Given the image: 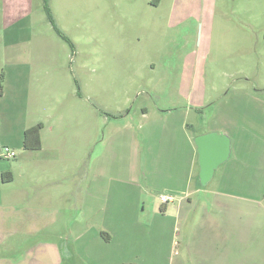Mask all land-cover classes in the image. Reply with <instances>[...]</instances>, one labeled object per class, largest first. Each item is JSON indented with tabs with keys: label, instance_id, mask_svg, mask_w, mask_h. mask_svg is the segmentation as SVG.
Masks as SVG:
<instances>
[{
	"label": "crops",
	"instance_id": "crops-1",
	"mask_svg": "<svg viewBox=\"0 0 264 264\" xmlns=\"http://www.w3.org/2000/svg\"><path fill=\"white\" fill-rule=\"evenodd\" d=\"M244 91L250 103L212 113L202 130L192 114L210 104L198 97L192 109L189 96L138 116L118 111L102 136L40 132L35 151L23 133L37 124L19 123L15 138L0 139V264H162L175 233L191 264H264V88ZM211 133L228 138L229 156L201 184L194 140ZM3 148L20 153L7 159Z\"/></svg>",
	"mask_w": 264,
	"mask_h": 264
},
{
	"label": "rangeland",
	"instance_id": "rangeland-1",
	"mask_svg": "<svg viewBox=\"0 0 264 264\" xmlns=\"http://www.w3.org/2000/svg\"><path fill=\"white\" fill-rule=\"evenodd\" d=\"M5 75L2 141L25 120L44 137L72 126L102 136L118 111L185 106L187 96L192 109L198 97L210 104L192 114L202 130L212 113L250 103L244 90L264 88V0H0ZM164 242L162 264H191L180 236Z\"/></svg>",
	"mask_w": 264,
	"mask_h": 264
},
{
	"label": "water",
	"instance_id": "water-1",
	"mask_svg": "<svg viewBox=\"0 0 264 264\" xmlns=\"http://www.w3.org/2000/svg\"><path fill=\"white\" fill-rule=\"evenodd\" d=\"M194 143L199 156L200 182L205 184L213 176L214 170L228 158L229 141L220 133H211L196 137Z\"/></svg>",
	"mask_w": 264,
	"mask_h": 264
},
{
	"label": "trees",
	"instance_id": "trees-1",
	"mask_svg": "<svg viewBox=\"0 0 264 264\" xmlns=\"http://www.w3.org/2000/svg\"><path fill=\"white\" fill-rule=\"evenodd\" d=\"M2 93V79H0V95ZM42 129L41 124L29 127L23 133V149L29 151L39 150L41 147L40 131ZM4 182L11 180V173L5 172L2 174Z\"/></svg>",
	"mask_w": 264,
	"mask_h": 264
},
{
	"label": "built area",
	"instance_id": "built-area-1",
	"mask_svg": "<svg viewBox=\"0 0 264 264\" xmlns=\"http://www.w3.org/2000/svg\"><path fill=\"white\" fill-rule=\"evenodd\" d=\"M15 152L14 151H12V150H10V149H8V148H4L3 149V152H2V156L4 157V158H7V159H10V158H14L15 157ZM172 199L170 198V197H167V196H161L160 197V201L162 202V203H167V202H169V201H171Z\"/></svg>",
	"mask_w": 264,
	"mask_h": 264
}]
</instances>
